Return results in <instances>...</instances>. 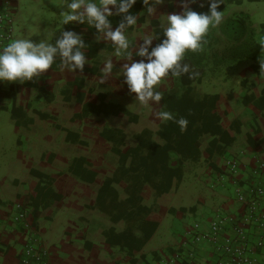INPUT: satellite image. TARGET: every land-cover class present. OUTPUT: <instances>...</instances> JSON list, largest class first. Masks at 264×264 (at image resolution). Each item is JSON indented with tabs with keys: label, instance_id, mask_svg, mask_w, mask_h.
<instances>
[{
	"label": "crops",
	"instance_id": "0c3cea01",
	"mask_svg": "<svg viewBox=\"0 0 264 264\" xmlns=\"http://www.w3.org/2000/svg\"><path fill=\"white\" fill-rule=\"evenodd\" d=\"M262 1L264 0L253 2L242 0L240 5L225 3L224 17L233 12H246L248 3ZM10 2L15 7L18 5L17 0H10ZM137 2L141 4L140 13L137 15V25L126 30L132 41L133 51L143 43V36L156 34L153 22H157L161 27V15L172 14V7L180 11L179 0H165L162 6H158L155 15L148 16L142 0ZM200 3L205 4L206 0L204 2L198 0L196 4ZM60 4L63 7V0ZM113 11L115 12L114 9ZM141 17L144 21L139 20ZM260 24L255 23L257 27ZM79 25V23H70L62 25L57 33L53 31L52 34L55 35L53 43L62 30L78 29ZM85 25L88 24L85 23ZM116 26L118 25H113V28ZM81 35L92 44L112 45L102 36H99L98 41L97 32L85 31L81 32ZM155 43L158 41H154ZM85 51L89 63L85 65L83 72L79 70L69 72L62 69L60 65L58 69L50 68L43 73V79L33 78L32 81L21 84V89L15 92L12 107H21L25 116L18 117L20 123L17 124L18 119L13 118L11 112L9 122L13 125L14 136L8 141L4 137L0 139V264H19L20 254L26 241V231L11 220L14 203L23 202L31 213L33 206L30 203V197L35 194L38 185H43L47 181L46 178L42 179L33 174V169L45 173L49 177L46 176L52 188L63 196L56 204L47 201V204L40 208L41 213L35 226L43 236L48 227H56L57 223L63 225L64 231L58 241L44 240L50 252L51 264H164L169 261L191 230L193 224L185 219L191 216L201 217L205 228L220 212L239 213L241 211V205L237 200V184L229 178L223 181L218 179L227 171L228 159L238 157L247 169H252L264 162V106H259V96L264 90V65L260 64L261 58L264 59L262 57L264 53H261L257 60L243 62L234 69L218 68L214 73L207 70L199 87L203 96L205 94L219 95L217 111L223 123L230 126L237 122L240 131L235 133V139L231 144L227 146L222 144V149L215 151L211 157L208 151L201 153L198 163L200 166L196 169L199 174L194 171L192 176L205 186L202 195L198 197L200 199L197 198L203 206L162 203L161 200L165 195L178 192L184 179L179 183L175 180L172 189L159 197H156L155 189L150 184L143 185L142 204L156 210L151 218L158 220L159 226L143 249L134 252L137 261L132 263L131 255L126 248L111 245L107 241L106 234L110 229L115 228L119 233L126 230L128 225L123 218L117 222L112 221L110 214L104 212L98 205L99 189L105 179L116 172L118 156L113 152L115 155L111 156L107 162L100 158L109 151L106 146L110 142L97 134H101L106 127L122 129L125 133L126 145L123 147L125 152L133 143L129 140L130 137L133 133H140L145 128L146 121H142V117L138 125L142 123L143 126L131 127L128 116L123 113L98 115L91 112L84 118L76 117L83 110V103L78 100V92L84 93V102L100 104L99 94L106 93L107 101L120 104L130 111V108H133L127 104L123 105L121 99L119 101L116 99L122 98L129 92L122 75V66L127 61L122 57H116L114 48H102L96 56L89 54L88 50ZM109 58L115 66L112 74L105 77L102 69ZM133 59L141 58L134 56ZM93 68L97 69L96 73L91 71ZM77 79H82L83 88L70 85ZM102 79H106L105 82H102ZM26 83L37 85L27 86ZM18 84L20 83L11 85ZM2 86L8 90L11 87L8 88L4 83ZM112 87L115 89L114 97L110 94ZM42 88L45 89V93L42 92ZM245 98L248 102H245ZM161 109L162 104L152 105L149 111L147 110L150 119L152 120L155 112ZM42 113L51 117L44 118L41 116ZM96 116H102V125L95 121ZM30 120L32 122H29ZM66 129L78 132L84 144L68 141ZM212 138L210 134H205L202 138V147L208 150ZM86 141H90V147H87ZM74 158L85 159L82 168L96 172L93 182H86L70 172L69 168ZM213 164L217 168L213 167ZM202 171L204 173H201ZM101 176H103L102 180ZM245 182L246 179H243L240 184L244 185ZM114 186L119 193V200L128 197L125 195L124 181ZM193 206L196 207L195 210H190ZM161 211L163 216H172L173 223L170 225V235L163 233L165 236L159 237L163 226L157 214ZM182 218L184 228L178 233L176 221ZM137 235H140L139 232ZM154 240H157V248L148 250L147 246ZM187 250V248L180 250L182 258H185ZM213 251V246L206 243L199 246L197 255L202 260L210 261L216 258ZM142 254L146 255L145 259L142 258ZM173 264H181V262ZM183 264L187 262L184 261ZM258 264H264V259Z\"/></svg>",
	"mask_w": 264,
	"mask_h": 264
},
{
	"label": "trees",
	"instance_id": "16d2710c",
	"mask_svg": "<svg viewBox=\"0 0 264 264\" xmlns=\"http://www.w3.org/2000/svg\"><path fill=\"white\" fill-rule=\"evenodd\" d=\"M249 2L258 0H248ZM225 3L242 4V0H225ZM225 3L220 6L218 10L223 11ZM200 4H194L193 10L197 12H207V2L204 7ZM141 10V4L136 3L131 10L133 15H138ZM122 17L114 15L110 17L113 25H118ZM140 21H144L141 17ZM156 34L163 39L162 28L157 22H153ZM78 34L81 32L90 31L96 33V29L90 25L80 24L78 29H70ZM219 36H213L212 29L206 36L207 43L204 45V50L200 53H188L185 62L192 66L194 72L199 73L192 78L189 75H184L175 79V85L172 89L164 91V98L162 102V109L175 114L179 119L184 117L188 120L187 129L181 131L180 127L174 121L164 122L156 131L150 127H145L140 133L135 134V142L125 152L122 150L125 144V133L122 129H113L106 127L101 135L106 140L113 144L112 150L118 156V168L116 172L105 179L104 183L99 189L97 202L100 208L110 214L112 221L117 222L120 219H125L127 228L123 232H116L115 228L110 229L107 234V241L111 245H119L126 248L130 255L132 263L137 259L134 257V252L141 251L147 242L156 233L159 221L155 220L152 215L155 213L153 207H148L142 204L141 190L144 184H150L159 197L168 193L177 180L178 183L182 180L184 175V164L187 161L198 162L202 153V138L205 134L213 136L209 143L208 153L210 157L215 151L222 149V144L225 146L231 144L235 139V133L240 131L237 122L230 126L223 123L221 116L217 111V104L219 95L205 94L198 87L203 78L207 74V70L214 73L218 68L234 69L239 64L257 60L262 49H264V23L259 27L255 25L252 16L244 11L233 12L224 17L220 26H218ZM98 36V35H97ZM216 37V38H215ZM224 40L226 42L224 48L219 49L215 47V41ZM86 49L89 54L96 56L98 51L102 48L112 49L113 45H105L85 40ZM159 42V41H158ZM210 50V53H208ZM211 65V66H210ZM257 68L256 65H253ZM60 67L59 59L56 60L52 69ZM96 73L97 69H91ZM43 79L44 76L39 77ZM27 86H35L36 83H26ZM70 85H77L80 89L83 88L82 79H77ZM22 85H11L10 89H5L0 83V108L6 109L3 104L5 97H15V92L21 89ZM11 91H14L11 93ZM201 91V92H200ZM45 93V89L42 88ZM84 93L78 92V100L83 103V110L77 114V118H84L89 113L93 112L98 115L105 114H119L123 113L128 116L131 123H138L140 115L133 113L120 104H115L107 101V94L100 93V104H93L84 102ZM260 107L264 106V90L259 96ZM245 102L248 99L245 98ZM13 118L24 117L23 109L21 107L13 106ZM42 117H51L48 114L42 113ZM29 122H32L30 120ZM19 124V119L16 120ZM67 140L72 143L84 144L81 135L78 132L66 129ZM156 135L164 142L161 143L155 139ZM251 140V135H249ZM174 159L176 162L174 163ZM85 163L83 158H74L69 168L70 172L80 177L86 182H93L96 177V172L88 169H83L82 164ZM213 167H216L213 164ZM217 168V167H216ZM42 179L46 178V183L38 185L35 189V194H32L30 203L32 223L36 226V221L41 213V207L45 206L47 201L56 204L62 195L57 193L52 184H50L49 177L40 171L32 170ZM48 178H47V177ZM131 179L126 183L125 195L128 196L124 200H119V193L115 188V184L121 181ZM51 203V204H52ZM35 205V206H34ZM41 205V206H39ZM195 206L190 210H195ZM143 215V217H141ZM140 217L141 225L139 231L133 230L132 226L128 224L130 219ZM139 232L140 235H137ZM145 259L146 255L142 254Z\"/></svg>",
	"mask_w": 264,
	"mask_h": 264
},
{
	"label": "clouds",
	"instance_id": "9594fccd",
	"mask_svg": "<svg viewBox=\"0 0 264 264\" xmlns=\"http://www.w3.org/2000/svg\"><path fill=\"white\" fill-rule=\"evenodd\" d=\"M197 2L198 0H179L178 13L161 15L164 38L161 39L159 34L145 35L142 37L143 43L135 51L126 30L137 25V16L131 13L137 0H63L59 18L62 25L87 23L96 29L98 41L99 36L110 41L114 47V55L127 61L122 66L124 84L130 93L135 94V100L142 108L150 109L163 100L164 92L160 89L162 86L166 87L170 79L184 75L192 78L199 74L185 62L186 55L202 52L210 30L220 26L224 20L223 11L218 9L225 0H206L207 12L193 10L191 5ZM142 3L147 15L153 16L165 0H142ZM199 6L204 7V3ZM114 14L122 17L115 28L110 20ZM54 37L55 35L49 37L45 31L39 42L32 38H16L10 43L0 44V83L24 84L33 78L38 79L52 68L57 59L62 69L83 72L89 60L82 35L62 30L53 43ZM154 41L159 42L154 44ZM134 56L141 59L134 60ZM260 64L264 65V59L261 58ZM114 66L111 58L105 61L102 69L105 77L112 74ZM105 80L102 79V82ZM155 118L162 123L174 121L181 131H185L189 123L186 118L177 119L174 113L167 110L155 112Z\"/></svg>",
	"mask_w": 264,
	"mask_h": 264
},
{
	"label": "built area",
	"instance_id": "2783aa9c",
	"mask_svg": "<svg viewBox=\"0 0 264 264\" xmlns=\"http://www.w3.org/2000/svg\"><path fill=\"white\" fill-rule=\"evenodd\" d=\"M15 6L10 0H0V44L15 39ZM231 179L237 184L239 213L216 214L208 227L194 223L186 239L164 264L184 261L187 264H258L264 259V162L252 169L243 166L238 157L227 161V171L219 180ZM246 179L244 185L240 182ZM12 219L26 231V241L20 254L19 264H51L50 252L40 231L32 223L29 209L21 201L14 203ZM210 244L215 259L198 257L199 246ZM187 248L185 258L180 250ZM182 258V259H181Z\"/></svg>",
	"mask_w": 264,
	"mask_h": 264
},
{
	"label": "rangeland",
	"instance_id": "374dc122",
	"mask_svg": "<svg viewBox=\"0 0 264 264\" xmlns=\"http://www.w3.org/2000/svg\"><path fill=\"white\" fill-rule=\"evenodd\" d=\"M204 2V0H201ZM18 5L15 7L14 12V27H15V39L16 38H32L34 41L39 42L40 39H43V33L46 31L47 35L49 37L53 36V31L57 33L60 27H62L60 18H59V12L61 11L62 5L60 4L61 0H17ZM246 12L250 13L255 23H263L264 22V1L262 2H254V3H248L246 7ZM179 11H176L172 7V13H178ZM232 14V13H230ZM36 33H41V35H36ZM213 36H219L218 27L212 29ZM215 37V38H216ZM215 47L222 49L224 48L226 42L222 39L219 42L215 41ZM210 53V50H208ZM19 83V82H15ZM4 84L9 88L12 83L4 82ZM175 85V79H170L167 82L166 87L162 86L161 91L163 90H170ZM200 87V85L198 86ZM164 92V91H163ZM201 92V91H200ZM111 96L115 95V89L112 87L110 91ZM15 99L13 96L5 97L3 100V104L7 106V109H1L0 108V139L4 137L6 141L8 139H12L14 136V130L13 125L9 122V118L12 112V101ZM118 101L121 99V103L123 105H128L133 108H130L133 113H138L140 115V118H142V121L145 120L146 123L144 127L152 128L153 131H156L160 126H162V122L157 120L155 116L150 119V115L148 114L147 108H142L139 106V102L135 100V94L127 92L123 95L122 98H116ZM11 103V104H10ZM10 104V105H9ZM162 104V102H160ZM9 105V108H8ZM155 105V104H154ZM138 111V112H137ZM96 122L101 123L102 125V116H96L95 118ZM140 120V119H139ZM139 122V121H138ZM139 125L143 126L142 123H139ZM138 123H130L131 127H140ZM98 136L102 137L101 134H97ZM155 139L159 140L161 143L164 141L159 139L156 135ZM104 138V137H102ZM105 139V138H104ZM131 142H135V134L130 137L129 139ZM108 141V140H107ZM109 142V141H108ZM87 147L91 146L90 141L85 142ZM105 143V142H104ZM107 143V142H106ZM106 146V144H105ZM77 148H80L76 146ZM113 144L110 142L106 149H109L108 152H106L104 155L100 156L104 161L107 162L111 156H114L112 150ZM104 149V147H103ZM124 148L122 147V150ZM82 150V149H81ZM80 150V153H82ZM207 150L205 147H202V152L205 153ZM111 154V155H110ZM1 159V156H0ZM176 160L174 159V163ZM199 161L198 162H192L187 161L184 164V175L183 178L184 182L181 186V188L178 190L177 193L165 195L164 198L161 200L162 203L165 204H182V205H191V204H197L199 207H201L202 203L197 201V198L202 195L203 188L205 187L202 185L199 181L195 179V176H192L197 168H199ZM201 173H204L202 171ZM103 176H101L102 180ZM128 181H131V179L124 180L125 183H129ZM200 199V198H198ZM203 206V205H202ZM159 218H161L162 223V230L159 237L165 236L163 233H166V235H170V229L171 224L173 223V217L170 215L163 216L162 211L157 214ZM182 215V214H181ZM184 216V215H183ZM143 217V215H141ZM185 218V216L183 217ZM177 219L176 221V228L177 232L180 233L181 229L183 231L184 225H182V220L184 219ZM141 219L140 217H135L133 219H130L128 221V224L132 226L133 230L139 231L140 225H141ZM187 222H190L191 224L199 223L201 227H203L202 218L198 216H191L187 219ZM48 223V222H47ZM49 224V223H48ZM64 231L62 223H57L56 227L49 228L46 230L45 234L42 236L44 240H50L51 242L58 241V239L61 238V234ZM169 238V237H168ZM159 240V238L157 239ZM157 240L151 241L149 245L147 246L148 250L157 248ZM172 253V248H171Z\"/></svg>",
	"mask_w": 264,
	"mask_h": 264
}]
</instances>
